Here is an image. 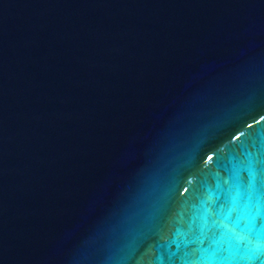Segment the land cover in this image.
<instances>
[{
    "label": "water",
    "instance_id": "obj_1",
    "mask_svg": "<svg viewBox=\"0 0 264 264\" xmlns=\"http://www.w3.org/2000/svg\"><path fill=\"white\" fill-rule=\"evenodd\" d=\"M257 243L264 0H0V264H251Z\"/></svg>",
    "mask_w": 264,
    "mask_h": 264
},
{
    "label": "snow or ice",
    "instance_id": "obj_2",
    "mask_svg": "<svg viewBox=\"0 0 264 264\" xmlns=\"http://www.w3.org/2000/svg\"><path fill=\"white\" fill-rule=\"evenodd\" d=\"M259 163L261 162L254 159H249L247 164L244 166V171H246L248 174L246 191L250 201L257 193L256 177L260 171V169L257 167ZM262 253H264V248H262L261 245L257 243L249 250V254L246 259L251 262V264H257V262H259V264H264V256H262Z\"/></svg>",
    "mask_w": 264,
    "mask_h": 264
}]
</instances>
